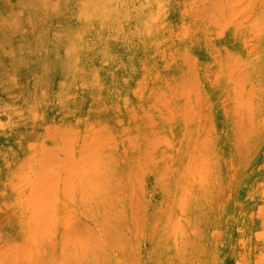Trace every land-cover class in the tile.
I'll return each mask as SVG.
<instances>
[{
  "label": "rangeland",
  "instance_id": "rangeland-1",
  "mask_svg": "<svg viewBox=\"0 0 264 264\" xmlns=\"http://www.w3.org/2000/svg\"><path fill=\"white\" fill-rule=\"evenodd\" d=\"M83 7L0 0V264H264V0Z\"/></svg>",
  "mask_w": 264,
  "mask_h": 264
},
{
  "label": "bare ground",
  "instance_id": "bare-ground-1",
  "mask_svg": "<svg viewBox=\"0 0 264 264\" xmlns=\"http://www.w3.org/2000/svg\"><path fill=\"white\" fill-rule=\"evenodd\" d=\"M119 1L120 0H84V7L82 9L83 14H89L90 12H92V13L98 12L99 10L101 12H103L106 16L113 14V13H116L117 12L116 6H117ZM87 29H88L87 24H85V25L81 24L77 27H68L67 28V27L63 26V27H61L60 30H58L60 35L56 41L57 44L64 46V48L69 51V54L63 60L64 61L63 72H64L66 78H71L72 80L80 79V76L83 75V69H82L83 68V65H82L83 62L88 61L93 56V54H91L90 50L92 49V47H95L97 45V43H96L94 37L91 38L89 35H87ZM99 47H100V49H102V48L105 49L107 46H105L103 44V45H100ZM108 48H110V47L108 46ZM80 53H82V54H80ZM105 54H107V53H105ZM105 56H108V55H105ZM48 151H50V150H48ZM84 169H86V168H84ZM63 181H65V180H63ZM45 209H46V206H45ZM46 212H47V210H46Z\"/></svg>",
  "mask_w": 264,
  "mask_h": 264
}]
</instances>
